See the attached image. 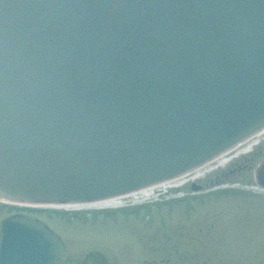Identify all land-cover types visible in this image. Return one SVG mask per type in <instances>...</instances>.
I'll return each mask as SVG.
<instances>
[{
	"label": "water",
	"instance_id": "1",
	"mask_svg": "<svg viewBox=\"0 0 264 264\" xmlns=\"http://www.w3.org/2000/svg\"><path fill=\"white\" fill-rule=\"evenodd\" d=\"M263 127L264 0H0L1 198L125 194ZM63 261L43 223L3 222L0 264Z\"/></svg>",
	"mask_w": 264,
	"mask_h": 264
},
{
	"label": "rangeland",
	"instance_id": "2",
	"mask_svg": "<svg viewBox=\"0 0 264 264\" xmlns=\"http://www.w3.org/2000/svg\"><path fill=\"white\" fill-rule=\"evenodd\" d=\"M260 140L198 179L191 172L200 166L114 208L41 216L65 239L71 264H264V192L254 180L264 164Z\"/></svg>",
	"mask_w": 264,
	"mask_h": 264
},
{
	"label": "bare ground",
	"instance_id": "3",
	"mask_svg": "<svg viewBox=\"0 0 264 264\" xmlns=\"http://www.w3.org/2000/svg\"><path fill=\"white\" fill-rule=\"evenodd\" d=\"M264 138V129H262V132L258 135H256L255 137L250 138L248 141H245L243 144L238 145L236 147H234L233 150L225 152L219 156H217L216 158L212 159L211 161H209L206 164H203L201 167H199L198 169L194 170L193 172H191V176L193 177V179H198L201 176V173H207V172H211L214 167H224L226 168V166L229 165V163L231 162V160L237 158V157H241L242 155H247L248 153V149L249 148H253L258 141ZM189 171H187L186 173L188 174ZM182 174L183 177H179L178 179H184V175ZM187 177V176H185ZM173 181H176L173 180ZM173 181L167 182V183H160L159 185H156L158 187H166L169 184H172ZM176 188H178V186H181L180 183L176 184ZM154 188L156 187H152V188H147L144 189L141 192L138 193H133L132 195L127 196V198H131V197H136L138 196L137 194H147L148 192H151L152 190H154ZM121 200V198H111L108 199L106 201H101V202H96V203H82V204H74V205H63V206H54L55 209L58 208V211H62V210H69V211H78V210H89V209H104V208H114L116 207V205L118 204V202ZM44 206V205H43ZM52 206V205H51Z\"/></svg>",
	"mask_w": 264,
	"mask_h": 264
},
{
	"label": "flooded vegetation",
	"instance_id": "4",
	"mask_svg": "<svg viewBox=\"0 0 264 264\" xmlns=\"http://www.w3.org/2000/svg\"><path fill=\"white\" fill-rule=\"evenodd\" d=\"M5 210H0V221L5 218L6 216L8 215H13V216H16V215H25V214H32L31 212L29 211H24V210H20V209H17V210H13L12 212H4ZM2 213L3 216H2ZM66 264H71V261L70 259L68 260V262ZM80 264V263H79ZM82 264H97L94 260H90V261H84ZM102 264H107L105 260H102Z\"/></svg>",
	"mask_w": 264,
	"mask_h": 264
}]
</instances>
